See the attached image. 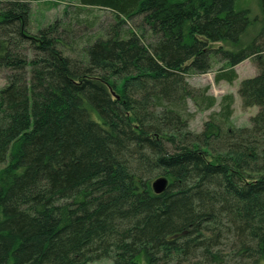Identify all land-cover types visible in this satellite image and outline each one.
Returning <instances> with one entry per match:
<instances>
[{
    "label": "trees",
    "instance_id": "1",
    "mask_svg": "<svg viewBox=\"0 0 264 264\" xmlns=\"http://www.w3.org/2000/svg\"><path fill=\"white\" fill-rule=\"evenodd\" d=\"M78 1L113 24L77 59L69 24L30 34L29 3L0 1V264H264V14L238 47L239 0ZM246 60L258 112L235 129L233 96L187 78L231 85ZM189 101L219 106L200 133Z\"/></svg>",
    "mask_w": 264,
    "mask_h": 264
},
{
    "label": "rangeland",
    "instance_id": "2",
    "mask_svg": "<svg viewBox=\"0 0 264 264\" xmlns=\"http://www.w3.org/2000/svg\"><path fill=\"white\" fill-rule=\"evenodd\" d=\"M7 1V0H0ZM29 3L30 13L28 16L27 32L36 34L39 30L47 27L55 20H60L62 27L68 24L71 27V37L77 41V44H72L75 47L74 52H65L69 57L77 59L82 55L81 49L87 46L92 40H95L105 27L112 25L111 12L104 9L94 7H79L78 0H25ZM65 7L67 8L65 10ZM236 10L247 9L249 18L253 26L242 36L238 47L247 45L260 31L262 20V5L261 0H239L235 4ZM66 12V14H65ZM139 20L135 21L138 24ZM89 37V38H88ZM66 42L69 41L65 38ZM90 40V41H89ZM213 49L225 47L231 49L230 45L214 44ZM214 61V56H211ZM220 68V65L213 64V69L205 75H195L187 78V82L194 88L202 89L207 87V95L215 98L218 103L225 95H232L234 103L232 106L233 114L230 119V126L235 129L247 128L250 126V119L254 117L258 109L242 108L241 101L237 94L240 83L243 80L254 78L257 75L255 66L250 61H245L234 67L237 73V79L233 84L228 85L225 82L219 84L214 83V74ZM4 76L0 73V88L4 86ZM188 110L192 114L189 121V129L192 132L200 133L203 124L210 119V116L219 111V106L210 110L200 112L196 109L192 102H188ZM89 264H112L110 259H101Z\"/></svg>",
    "mask_w": 264,
    "mask_h": 264
},
{
    "label": "water",
    "instance_id": "3",
    "mask_svg": "<svg viewBox=\"0 0 264 264\" xmlns=\"http://www.w3.org/2000/svg\"><path fill=\"white\" fill-rule=\"evenodd\" d=\"M262 13L264 14V0H261ZM168 181L164 177H159L151 183V188L155 194H161L167 187Z\"/></svg>",
    "mask_w": 264,
    "mask_h": 264
}]
</instances>
